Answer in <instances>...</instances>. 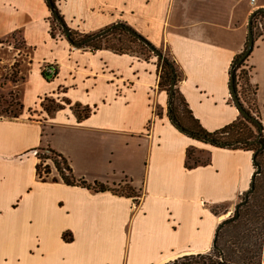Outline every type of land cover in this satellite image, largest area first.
<instances>
[{
    "label": "crops",
    "instance_id": "0c3cea01",
    "mask_svg": "<svg viewBox=\"0 0 264 264\" xmlns=\"http://www.w3.org/2000/svg\"><path fill=\"white\" fill-rule=\"evenodd\" d=\"M54 1L72 31L94 35L123 23L169 53L207 131L239 117L230 69L264 0ZM51 15L45 0H0V88L17 65L16 82L2 90L23 106L19 117L0 116V264H165L209 252L251 188L253 154L181 133L152 59L76 48L51 35ZM254 48H264V33ZM249 65L264 126V61L250 56ZM49 66L55 75L46 78ZM46 100L93 113L78 122L65 106L49 116ZM47 149L67 159L76 179L107 190L41 181L37 153ZM189 149L203 164L187 166Z\"/></svg>",
    "mask_w": 264,
    "mask_h": 264
},
{
    "label": "trees",
    "instance_id": "16d2710c",
    "mask_svg": "<svg viewBox=\"0 0 264 264\" xmlns=\"http://www.w3.org/2000/svg\"><path fill=\"white\" fill-rule=\"evenodd\" d=\"M45 1L53 17L54 12H58L60 15L54 0H51L53 7H50L47 0ZM60 17L64 21L61 15ZM252 17L254 36H261L264 33V10H257L253 13ZM129 29L133 30L126 24L122 27H114L101 38L83 44L78 48H87L93 51L106 49L111 50L117 55H128L133 54L131 53L130 44L136 43L142 46L147 53L153 54L154 58H156L155 64L160 80L159 86L168 94V115L172 125L181 133L202 144L222 149H239L251 152L253 154V163L255 167L251 188L247 193H244L238 205L246 201L245 204L240 206L238 212L236 211L232 218L224 221L222 225L220 224L215 235L212 249L207 253L183 255L165 264H263L264 208L263 216L256 218L253 215L256 216L258 214L253 212V206L258 205V200L261 197L260 193L262 189L264 190V126L261 121L257 100L258 87L252 84L253 67L249 65L251 54L244 61H240L248 46V42L245 50L234 58L230 69V100L238 109L239 117L231 124L217 131L209 132L201 125L199 120L194 117L178 88L182 76L172 56L162 50H159L161 56H157L146 46L145 42L150 43L147 39L138 34L135 30L133 31L136 35H132L128 31ZM64 34L72 45L82 44L92 36L80 34L72 30H70L69 35H67L65 31ZM110 38L113 40L110 41ZM14 69H16V65L12 68V70ZM43 76L47 78L48 75L43 73ZM16 77L17 73L15 72L12 78L10 77L8 80L16 82ZM231 81H234V89L239 100V105L236 104L232 97ZM6 98L3 96L0 97V107L2 106V102L7 106V109L0 111V116L19 117L22 113L23 106L17 101L13 93H10ZM65 106L71 107L77 116L78 122L88 119L93 113V110L89 107H84L79 104L72 106L71 103L66 100L63 101V104L55 103L53 100H46V103L42 104L44 111L49 116L63 109ZM10 108H14L16 112L9 110ZM40 152H43L44 155H41ZM40 152L37 153L39 162L36 166V174L41 181H61L69 186H80L101 192L107 190L103 185L95 184L91 186L83 180L76 179L69 162L61 154L51 149ZM194 154H196L195 151L189 149L187 153V166L189 168L203 164L204 162L201 159H194ZM49 161L51 163H47ZM54 172H56V176H53ZM114 192L118 193L119 191L115 190ZM260 219L262 220L261 233L255 235V231L251 227V224L259 222ZM63 239L67 243L72 241V238H68L66 234L63 236Z\"/></svg>",
    "mask_w": 264,
    "mask_h": 264
},
{
    "label": "rangeland",
    "instance_id": "374dc122",
    "mask_svg": "<svg viewBox=\"0 0 264 264\" xmlns=\"http://www.w3.org/2000/svg\"><path fill=\"white\" fill-rule=\"evenodd\" d=\"M51 34L52 36H57V35H65L63 29L61 28L60 24L55 20V18L53 17V15H51ZM110 41L113 40L112 38L109 39ZM19 48L22 49V47L19 46ZM130 49H131V53H133L134 55H137L139 57H141L142 59H152V61H154V63H156V58H154L153 54H149L146 52L145 49L142 48V46H140L139 44L133 43L130 44ZM252 59L254 61H264V48H262L261 50H256L255 48H253V51L251 53ZM14 71V72H13ZM17 73V65H16V69L11 70V72H9L8 74L5 75V77L3 78V82H2V87L0 88V97L3 96L4 98L8 97L7 92H4L2 89L5 87L7 80L11 77L13 73ZM8 99V98H6ZM46 101H43V104H45ZM5 109H7V106L5 104H3L2 102V106L0 107V111H4ZM9 110L15 111L14 108H10ZM16 112V111H15ZM41 155H44L43 152H40ZM194 159H203V157L199 158L197 156V154H194ZM47 163H51L50 161ZM261 197L258 200V205L257 206H253V212L257 213L258 215H253L254 217L258 218V217H262L263 216V208H264V190L262 189L261 191ZM235 209L233 210V212L230 214V216L227 218V220L229 218H232L235 215ZM252 228L254 229V233L255 235H259L261 233V227H262V220L260 219L259 222H254L251 224Z\"/></svg>",
    "mask_w": 264,
    "mask_h": 264
},
{
    "label": "water",
    "instance_id": "95a60500",
    "mask_svg": "<svg viewBox=\"0 0 264 264\" xmlns=\"http://www.w3.org/2000/svg\"><path fill=\"white\" fill-rule=\"evenodd\" d=\"M47 2L49 3L50 7H53L52 6V2L51 0H47ZM264 10V9H262ZM54 17L56 18V20L60 23L61 27L63 28V30L66 32L67 35H69L70 33V30L69 28L67 27V25L65 24V22L61 19L60 15L58 12H54ZM253 20V17L251 16L250 18V21H249V25H248V46L245 50V52L243 53L240 61H244L253 51V48H254V44H255V36H254V33H253V29H252V21ZM124 24L123 23H118L116 25H113L97 34H94L92 35L90 38H88L84 43L82 44H74L73 46L78 48V47H81L83 44H87L91 41H94L98 38H101L102 36L106 35L112 28L114 27H122ZM129 33H131L132 35H136V33L133 31V30H128ZM146 46L149 47L153 53H155L157 56H161V53L158 49H156L152 44L148 43V42H145ZM231 85H232V97L233 99L235 100L236 104L239 105V100L237 98V94L235 92V89H234V81H231ZM174 88V86H173ZM259 173V171H258ZM253 188V186H252ZM246 200H247V197H246ZM246 201H244L243 203H241L240 205H238L236 208H235V211L238 212L240 206H242L243 204H245ZM226 221V220H225ZM223 224V222L221 223V225Z\"/></svg>",
    "mask_w": 264,
    "mask_h": 264
},
{
    "label": "built area",
    "instance_id": "2783aa9c",
    "mask_svg": "<svg viewBox=\"0 0 264 264\" xmlns=\"http://www.w3.org/2000/svg\"><path fill=\"white\" fill-rule=\"evenodd\" d=\"M255 0H252V3L254 4ZM48 76H54L55 75V69L53 67H45L44 72ZM39 162V159H38Z\"/></svg>",
    "mask_w": 264,
    "mask_h": 264
}]
</instances>
